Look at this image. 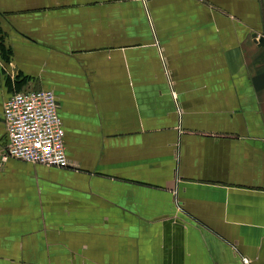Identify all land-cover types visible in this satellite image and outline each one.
<instances>
[{"label":"crops","instance_id":"0c3cea01","mask_svg":"<svg viewBox=\"0 0 264 264\" xmlns=\"http://www.w3.org/2000/svg\"><path fill=\"white\" fill-rule=\"evenodd\" d=\"M263 36L264 0H0V264H264ZM30 89L66 168L3 157Z\"/></svg>","mask_w":264,"mask_h":264},{"label":"built area","instance_id":"2783aa9c","mask_svg":"<svg viewBox=\"0 0 264 264\" xmlns=\"http://www.w3.org/2000/svg\"><path fill=\"white\" fill-rule=\"evenodd\" d=\"M2 120L7 134L3 157L57 168L69 166L59 102L51 89L10 94L3 104Z\"/></svg>","mask_w":264,"mask_h":264},{"label":"water","instance_id":"95a60500","mask_svg":"<svg viewBox=\"0 0 264 264\" xmlns=\"http://www.w3.org/2000/svg\"><path fill=\"white\" fill-rule=\"evenodd\" d=\"M260 42H264V36L259 39Z\"/></svg>","mask_w":264,"mask_h":264},{"label":"rangeland","instance_id":"374dc122","mask_svg":"<svg viewBox=\"0 0 264 264\" xmlns=\"http://www.w3.org/2000/svg\"><path fill=\"white\" fill-rule=\"evenodd\" d=\"M7 144V143H6ZM6 147V146H5Z\"/></svg>","mask_w":264,"mask_h":264}]
</instances>
